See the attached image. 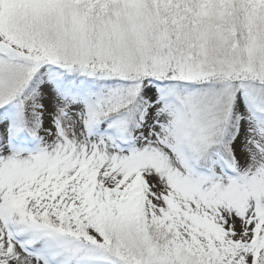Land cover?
<instances>
[{
  "label": "snow or ice",
  "instance_id": "snow-or-ice-1",
  "mask_svg": "<svg viewBox=\"0 0 264 264\" xmlns=\"http://www.w3.org/2000/svg\"><path fill=\"white\" fill-rule=\"evenodd\" d=\"M0 264H264V0H0Z\"/></svg>",
  "mask_w": 264,
  "mask_h": 264
}]
</instances>
